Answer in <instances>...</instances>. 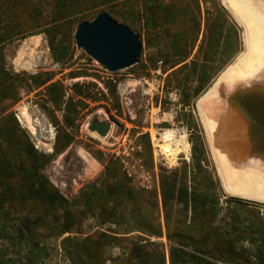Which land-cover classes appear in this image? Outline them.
Here are the masks:
<instances>
[{
	"label": "rangeland",
	"instance_id": "1",
	"mask_svg": "<svg viewBox=\"0 0 264 264\" xmlns=\"http://www.w3.org/2000/svg\"><path fill=\"white\" fill-rule=\"evenodd\" d=\"M154 1L80 0L81 5L90 7L93 3L98 7L74 16L53 12V0H0V27H12L17 35L1 46L4 69L15 75H40L39 81L45 79V74L53 75L52 81L40 88H34L33 83L21 85L17 90L18 102L12 104L6 99L2 106L13 105L9 111L39 152L53 155L57 135L61 145L70 141L42 174L65 199L75 202L78 224L61 237L49 232V228L54 231L52 225L39 228L38 243L46 256L38 264H70L60 247L66 237L85 241L101 264H137L133 247L147 242L158 245L169 264L168 251L173 245L166 235L176 224L189 223L191 210L190 204L186 211L171 199L165 200V207L162 191L168 192L177 180L176 174L179 176L184 170L190 186L195 161L202 173L206 172L214 180L215 185L208 187L217 192L221 205L226 200L241 201L248 205L244 215L250 213L257 220L264 217V203L230 196L223 189L217 171L219 153L223 155L226 151L224 139L218 135L220 127L214 125L215 131L204 127L197 107L199 99L221 72L244 52L241 27L223 0H158L165 10L155 7ZM99 12L107 13L139 36L142 50L133 67L109 73L76 48L75 27L81 22H91ZM218 14L234 28L236 49L206 89L193 96L196 83L188 76L191 63L204 62L205 37ZM49 40L54 41L55 50H65V56L59 61L53 58ZM175 40L181 42L177 54L173 48ZM52 83H57L63 91L60 111L46 102L45 87ZM88 83L94 86L81 87ZM73 85L81 87L79 90L84 95L96 101L75 96L71 90ZM110 86H114L113 96L107 89ZM44 106L51 110V116ZM21 115L36 124L37 138L23 126ZM94 119L110 123L106 137L88 130ZM212 124L217 123L207 125L212 128ZM165 132L173 133V137L172 134L166 137ZM178 141H183L188 151L173 153L176 148L172 144L179 145ZM164 150L169 154H163ZM112 163L117 166L118 180L106 175V168H111ZM121 179L124 185L119 190L117 185ZM86 192L91 194L88 208L81 205ZM129 202L153 213L160 225V237L151 238L132 229L127 216ZM29 209V205L13 209L7 222L16 223L26 212L30 216L34 214L30 218L34 219L37 211ZM224 218L225 211H221L215 223L223 226L228 221ZM242 237L240 245L253 252L256 245L250 239L256 236L247 233ZM0 250L7 257L16 260L20 257L17 249L0 247Z\"/></svg>",
	"mask_w": 264,
	"mask_h": 264
},
{
	"label": "trees",
	"instance_id": "2",
	"mask_svg": "<svg viewBox=\"0 0 264 264\" xmlns=\"http://www.w3.org/2000/svg\"><path fill=\"white\" fill-rule=\"evenodd\" d=\"M153 4L158 9L165 10L158 0H155ZM84 5L80 4V0L76 2L75 0H53L52 11L58 15L82 16L86 13L85 11L98 7L92 3L90 7L85 5L86 10H83ZM15 30L12 27H0V242L2 243L0 247L17 249L20 257L17 260L7 257L0 250V264H38L46 256L43 254L44 248L38 243V229L44 227L45 224L52 225L54 231L49 227L46 228H49V232L54 236L61 237L70 233L78 224L74 215L75 202L65 199L42 174V170L70 144V141L67 140L61 145L57 135L54 154L41 153L32 145L26 132L20 128L14 114L9 111L12 104L18 102L17 90L21 85L29 86L33 83L34 88H40L53 79L52 74H45V79L39 81L40 75H15L4 69L1 46L17 37ZM48 42L53 50L55 61L65 56L64 49L55 50L54 41L49 40ZM180 43L176 41L173 45L175 54L179 52ZM235 49L234 28L222 19V15L218 14V18L209 26L205 37L204 62L191 63L188 76H191V82L196 83L193 96L206 89L213 75L223 67L226 58ZM184 58H181L182 61ZM91 86L94 85L88 83L81 87L89 89ZM79 88L73 85L71 90L75 96L91 102L96 101L95 98L84 95ZM107 89L113 96L114 86L107 87ZM45 90L46 102L54 110L60 111L64 97L62 89H58L57 83H52L46 86ZM6 99L12 101L10 106H2V102ZM43 108L51 116V110L45 106ZM111 165V168H106V175L118 180L120 176L117 166L114 163ZM120 168L122 170L121 165ZM192 170L194 173L191 175L190 186L186 182L187 175L184 170L181 175L176 174L177 180L173 181L168 192L162 191L165 207V200L171 199L175 204L182 205L186 211L190 204L191 210L189 223L176 224L166 235L167 240L173 245L168 251V263L264 264V217L257 220L250 213L244 215L243 212L246 211L248 205L241 201L226 200L224 205H221L217 192L211 191L208 187L215 185L212 177L206 172L202 173L196 161ZM122 172L127 176L123 170ZM121 180L119 186L117 185L119 190L122 189L120 185H124V180ZM126 193L127 191L124 192ZM90 198L89 192L84 193L81 205L88 208ZM27 205H29V210L37 211L34 219H30L34 214L30 216V213L26 212L25 216L20 215L16 223L7 222L13 209H24ZM221 211H225L224 221L228 220L223 226L215 223ZM127 216L130 226L135 231L151 238L161 236L160 225L153 213L144 211L140 205L129 202ZM247 233L250 236H256L255 239H250V242L256 245L253 252L240 245L244 239L242 235ZM60 247L70 264H101L83 240L66 237L61 240ZM132 254L137 264L167 263L164 251L150 242L136 245L133 247Z\"/></svg>",
	"mask_w": 264,
	"mask_h": 264
},
{
	"label": "bare ground",
	"instance_id": "3",
	"mask_svg": "<svg viewBox=\"0 0 264 264\" xmlns=\"http://www.w3.org/2000/svg\"><path fill=\"white\" fill-rule=\"evenodd\" d=\"M223 3L243 31L244 52L221 72L199 99L197 107L204 127L214 131V125L220 127L218 135L224 139L226 153H219L217 172L225 192L264 203V152L254 150L248 126L227 107L228 96L235 90L264 89V0H223ZM19 119L30 135L37 138L34 135L36 124L26 115ZM213 122L218 125L212 124L210 128L207 124ZM171 134L173 137V133L165 132L166 137ZM178 142L179 145L172 144L176 148L173 153L188 151L183 141ZM167 145L169 147V143Z\"/></svg>",
	"mask_w": 264,
	"mask_h": 264
},
{
	"label": "water",
	"instance_id": "4",
	"mask_svg": "<svg viewBox=\"0 0 264 264\" xmlns=\"http://www.w3.org/2000/svg\"><path fill=\"white\" fill-rule=\"evenodd\" d=\"M73 39L78 50L109 73L136 65L142 50L139 36L105 12H99L91 22L79 23ZM235 91L228 96L226 105L248 126L254 150L264 152V89ZM88 130L104 138L109 133L110 123L94 119Z\"/></svg>",
	"mask_w": 264,
	"mask_h": 264
},
{
	"label": "built area",
	"instance_id": "5",
	"mask_svg": "<svg viewBox=\"0 0 264 264\" xmlns=\"http://www.w3.org/2000/svg\"><path fill=\"white\" fill-rule=\"evenodd\" d=\"M163 154L167 155V154H169V153H168V152H166V151L164 150Z\"/></svg>",
	"mask_w": 264,
	"mask_h": 264
}]
</instances>
